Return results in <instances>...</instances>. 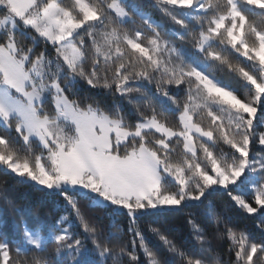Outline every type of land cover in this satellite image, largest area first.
<instances>
[{
    "label": "snow or ice",
    "instance_id": "snow-or-ice-1",
    "mask_svg": "<svg viewBox=\"0 0 264 264\" xmlns=\"http://www.w3.org/2000/svg\"><path fill=\"white\" fill-rule=\"evenodd\" d=\"M0 170V264H264V0H0Z\"/></svg>",
    "mask_w": 264,
    "mask_h": 264
},
{
    "label": "trees",
    "instance_id": "trees-1",
    "mask_svg": "<svg viewBox=\"0 0 264 264\" xmlns=\"http://www.w3.org/2000/svg\"><path fill=\"white\" fill-rule=\"evenodd\" d=\"M65 3H70V0H64ZM259 23V21H257ZM233 61L236 62V58L232 57ZM211 71H213L217 78L220 79L224 84L229 85L231 87H235L237 89L241 88L240 82L237 78L231 74L227 69L223 66L216 65ZM108 98H106L107 100ZM203 123L207 124V119H203ZM3 170H0V176H3ZM10 184L13 187V195L17 202L25 207H30L32 209H36L43 203L46 207H55L59 210L60 205L58 202H54L53 198L47 196L45 193L39 191L35 187L31 185L20 183L18 180H10ZM239 222L241 228H248L249 230H255L257 234L259 233L258 229H255V224L250 216L247 214H240ZM122 224H126V221L121 220ZM159 224L163 226V229L168 232L171 238L175 239L178 244L190 245L192 243L191 238L188 235L189 229L187 225L183 222L182 216H169L166 218H160ZM149 236L150 246L154 248H163L162 243L158 240V238L151 236V234H147ZM220 252H224V248H220ZM226 258V257H224ZM22 261L26 259L25 257H21Z\"/></svg>",
    "mask_w": 264,
    "mask_h": 264
}]
</instances>
